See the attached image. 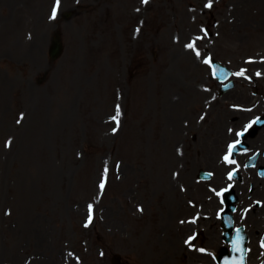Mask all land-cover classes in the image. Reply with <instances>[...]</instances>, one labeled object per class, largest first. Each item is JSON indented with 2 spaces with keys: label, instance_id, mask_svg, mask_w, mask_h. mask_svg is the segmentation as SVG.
Instances as JSON below:
<instances>
[{
  "label": "rangeland",
  "instance_id": "1",
  "mask_svg": "<svg viewBox=\"0 0 264 264\" xmlns=\"http://www.w3.org/2000/svg\"><path fill=\"white\" fill-rule=\"evenodd\" d=\"M207 2L60 0L68 19H50L56 0L0 3V264L201 258L175 255L171 244L191 230L165 222L191 215L214 130L255 100L249 88L240 98L239 76L221 93L205 60L264 72V0ZM55 32L64 50L52 60Z\"/></svg>",
  "mask_w": 264,
  "mask_h": 264
},
{
  "label": "snow or ice",
  "instance_id": "2",
  "mask_svg": "<svg viewBox=\"0 0 264 264\" xmlns=\"http://www.w3.org/2000/svg\"><path fill=\"white\" fill-rule=\"evenodd\" d=\"M143 3H147L148 0H142ZM59 4H60V0H56V5L54 6L53 8V11H52V16L50 17V19H54L55 16H56V11H57V8L59 7ZM213 5V0H208L207 4L205 5L206 8H211ZM137 32H139V28L137 29ZM205 35H207V32H205ZM196 39H201L200 37H197L195 38L191 43L187 44L186 47L187 48H190V49H194L196 48V44H195V40ZM196 55L199 57L200 56V52L197 50L196 51ZM210 61L208 59L205 60V63H209ZM251 62V61H250ZM245 71L246 70H241L240 72L238 73H235V75H239V76H244L245 75ZM219 73L221 75H224V70L221 68L219 69ZM257 76L261 75L260 72H257L256 73ZM120 116V110H119V105H117V111H116V116L112 117L113 120H116L117 121V127H119V120H118V117ZM21 119H23V114H21ZM201 119H203V117H201ZM17 123L19 124L20 123V120H17ZM252 123H255V121H253ZM247 127H251V124H249ZM117 129L114 128L113 129V132H115ZM247 130V128L245 129ZM243 133H237V136H240L242 135ZM240 141L237 140L236 141V144H238ZM11 145V139H9L8 141H6V144L5 146L6 147H10ZM235 147V144H230L229 145V148H228V153L224 156V160L226 163H229V164H234L235 161L231 159V155H232V152H233V149ZM229 179H232L233 175H234V172H230L229 174ZM107 177V167L105 168V179ZM100 189L103 190L104 187H105V180H102L100 185H99ZM142 211V209H139ZM5 214H9V213H5ZM92 220H93V215H92V205L90 204L89 205V215H88V218H87V221L85 223V227L88 226V224L92 223ZM239 232V230H237ZM191 239V238H190ZM187 243V241H186ZM261 246L264 247V241L261 242ZM200 251H204V249H200Z\"/></svg>",
  "mask_w": 264,
  "mask_h": 264
},
{
  "label": "bare ground",
  "instance_id": "3",
  "mask_svg": "<svg viewBox=\"0 0 264 264\" xmlns=\"http://www.w3.org/2000/svg\"><path fill=\"white\" fill-rule=\"evenodd\" d=\"M0 3H3V4H6V5H9V3L10 4H13L14 3V0H0ZM12 6V5H11ZM7 26H9L8 25V23H7ZM58 33H56L55 32V34H54V36H56ZM5 38V36H3V38L1 39V41L3 40ZM74 38H77V37H74ZM30 53L34 56V60H36L37 59V54H34L33 53V50H31L30 51ZM36 89V88H35ZM33 92H34V89L32 90ZM36 99H37V96H36ZM231 114H237V115H235L237 118L238 117H240L241 115H243L244 113L243 112H239V111H237V112H233V113H231ZM236 122V121H235ZM222 123H224V122H222ZM211 131V130H210ZM215 132H214V135H215V133L216 134H220L219 136H217L216 137V135H215V137L213 138V140L211 141V143H210V145H209V149L210 150H208V152L209 153H207V155L205 154L204 156H203V160H204V162L205 163H209V164H211L213 167H215L216 169H217V178L218 179H221V175H220V173H219V168H220V164H218L217 163V157H216V155H217V153H216V150L219 148V146H220V144L223 142V140L225 139V138H227V133L224 131V128H223V126H222V124H221V126H220V128H218V130L216 129V130H214ZM261 139V137H259L257 140H260ZM209 140V139H208ZM207 140V141H208ZM257 143H258V141L257 142H255L254 140H251V145H257ZM211 146V147H210ZM189 158V156L187 157V159ZM188 163H192V161H189ZM193 164V163H192ZM187 176V178H188V180L190 181V183H192V181L189 179V175L187 174L186 175ZM255 192H259V190H255ZM169 225H171V223L169 224ZM192 227H193V225H192ZM171 246H172V250L174 251V252H176L177 251V249H176V246H178V241H175V242H173L172 244H171ZM48 264H53V263H48Z\"/></svg>",
  "mask_w": 264,
  "mask_h": 264
},
{
  "label": "water",
  "instance_id": "4",
  "mask_svg": "<svg viewBox=\"0 0 264 264\" xmlns=\"http://www.w3.org/2000/svg\"><path fill=\"white\" fill-rule=\"evenodd\" d=\"M60 52V45L59 44H57L55 47H53V49H52V56H56V55H58V53ZM224 70V69H223ZM225 71V70H224Z\"/></svg>",
  "mask_w": 264,
  "mask_h": 264
}]
</instances>
